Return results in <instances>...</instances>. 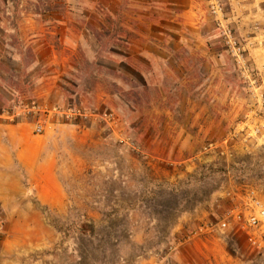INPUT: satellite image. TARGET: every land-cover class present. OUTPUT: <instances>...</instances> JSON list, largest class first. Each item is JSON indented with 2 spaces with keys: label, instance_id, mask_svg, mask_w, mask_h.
<instances>
[{
  "label": "rangeland",
  "instance_id": "obj_1",
  "mask_svg": "<svg viewBox=\"0 0 264 264\" xmlns=\"http://www.w3.org/2000/svg\"><path fill=\"white\" fill-rule=\"evenodd\" d=\"M0 124L68 196L0 199V264H264V0H0Z\"/></svg>",
  "mask_w": 264,
  "mask_h": 264
},
{
  "label": "crops",
  "instance_id": "obj_2",
  "mask_svg": "<svg viewBox=\"0 0 264 264\" xmlns=\"http://www.w3.org/2000/svg\"><path fill=\"white\" fill-rule=\"evenodd\" d=\"M34 135L23 125L0 124V199L24 204L28 187L38 203L51 209L64 210L68 196L59 176L57 147L62 139L57 128ZM59 130H62L60 128Z\"/></svg>",
  "mask_w": 264,
  "mask_h": 264
},
{
  "label": "built area",
  "instance_id": "obj_3",
  "mask_svg": "<svg viewBox=\"0 0 264 264\" xmlns=\"http://www.w3.org/2000/svg\"><path fill=\"white\" fill-rule=\"evenodd\" d=\"M256 204V209L255 213L251 215L249 219V223L251 226L257 227L261 225L262 223L264 224V208L260 205L259 202L255 203ZM4 225L3 221L0 219V236L4 233Z\"/></svg>",
  "mask_w": 264,
  "mask_h": 264
},
{
  "label": "trees",
  "instance_id": "obj_4",
  "mask_svg": "<svg viewBox=\"0 0 264 264\" xmlns=\"http://www.w3.org/2000/svg\"><path fill=\"white\" fill-rule=\"evenodd\" d=\"M88 228H89V231L92 232V231H91V230H92L91 225H89ZM85 231H86V227L83 226V227H82V233L85 234ZM91 236H98V234H97V233H92Z\"/></svg>",
  "mask_w": 264,
  "mask_h": 264
}]
</instances>
